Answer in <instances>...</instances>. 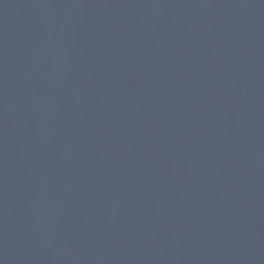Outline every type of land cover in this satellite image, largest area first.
I'll list each match as a JSON object with an SVG mask.
<instances>
[{
	"label": "water",
	"instance_id": "1",
	"mask_svg": "<svg viewBox=\"0 0 264 264\" xmlns=\"http://www.w3.org/2000/svg\"><path fill=\"white\" fill-rule=\"evenodd\" d=\"M0 264H264V0H0Z\"/></svg>",
	"mask_w": 264,
	"mask_h": 264
}]
</instances>
